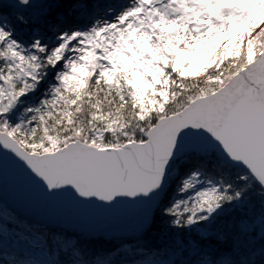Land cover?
Returning <instances> with one entry per match:
<instances>
[{"label": "snow or ice", "instance_id": "snow-or-ice-1", "mask_svg": "<svg viewBox=\"0 0 264 264\" xmlns=\"http://www.w3.org/2000/svg\"><path fill=\"white\" fill-rule=\"evenodd\" d=\"M14 7L3 156L49 196L144 202L136 231L168 239L136 264H264V0H129L91 25L95 0ZM65 251L52 264H93Z\"/></svg>", "mask_w": 264, "mask_h": 264}, {"label": "water", "instance_id": "water-1", "mask_svg": "<svg viewBox=\"0 0 264 264\" xmlns=\"http://www.w3.org/2000/svg\"><path fill=\"white\" fill-rule=\"evenodd\" d=\"M5 151L0 149V156ZM0 201L19 218L86 239L104 240L140 236L136 226L147 208L144 202L129 200H120L112 206L89 203L72 192L46 195L11 154L0 159Z\"/></svg>", "mask_w": 264, "mask_h": 264}, {"label": "trees", "instance_id": "trees-1", "mask_svg": "<svg viewBox=\"0 0 264 264\" xmlns=\"http://www.w3.org/2000/svg\"><path fill=\"white\" fill-rule=\"evenodd\" d=\"M104 1L106 0H95V6H101ZM15 4L16 2L13 0H0V15L5 16L10 23H14V17L23 11V9L14 7ZM93 14L88 17L92 18ZM84 21L86 22V19ZM25 32H28V30L25 29L23 34H27ZM46 89L42 88L41 92H46ZM38 96L43 97L39 93ZM34 100H36V97H32L29 102ZM171 186L176 187L175 183ZM169 195L170 198L175 199L180 198L182 194L173 192ZM0 232L6 234V239L0 241V257L11 260L13 257L19 256L28 261V264H52L55 260L64 261L67 259L65 250L70 244L80 245L85 250L83 258L93 262V264L96 261H110L111 264H136L137 261L149 255V249L155 251L157 247L163 248L168 239V235L163 232H153L147 236L141 234L131 239H86L72 232L39 225L14 216L12 211L3 205L1 201ZM20 237L43 241L49 261L19 246L17 239Z\"/></svg>", "mask_w": 264, "mask_h": 264}, {"label": "rangeland", "instance_id": "rangeland-1", "mask_svg": "<svg viewBox=\"0 0 264 264\" xmlns=\"http://www.w3.org/2000/svg\"><path fill=\"white\" fill-rule=\"evenodd\" d=\"M13 1L16 2V0H13ZM128 2H129V0H119V1H117V0H106V1L103 2V4L101 6H95V9H94V12H93L94 14H93L92 18H90L88 16L77 17V21L76 22L79 25H91V24H93V23H95L97 21L102 22L106 18V16L108 14H110L113 10H118L119 7L122 4H125V3H128ZM84 19H86V22L84 21ZM0 22H3L5 24H11L6 19V17L5 16L3 17L2 15H0ZM260 27L264 28V24H261ZM259 30H260V28H256L253 31V35H255L256 32H258ZM24 31H25V29L23 31L17 30V34L21 35V36H24L25 39H26L28 32H25L27 34H23ZM51 83H55L54 78L52 79V81H49V86H50ZM40 98L43 99V97H40ZM4 239H6V234L0 232V241H3ZM17 244L19 246H22L25 249H28V250L34 252L37 255L42 256L45 260L49 261L47 259L49 257L45 253V244H44L43 241H40V240H35L34 241V240L28 239L26 237H20V238L17 239Z\"/></svg>", "mask_w": 264, "mask_h": 264}, {"label": "bare ground", "instance_id": "bare-ground-1", "mask_svg": "<svg viewBox=\"0 0 264 264\" xmlns=\"http://www.w3.org/2000/svg\"><path fill=\"white\" fill-rule=\"evenodd\" d=\"M111 15V13L110 14H108L107 16H106V18L105 19H107V18H109V16Z\"/></svg>", "mask_w": 264, "mask_h": 264}]
</instances>
